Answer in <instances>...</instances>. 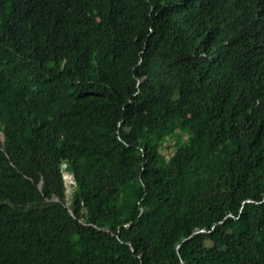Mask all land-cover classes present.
Returning <instances> with one entry per match:
<instances>
[{"label": "trees", "instance_id": "16d2710c", "mask_svg": "<svg viewBox=\"0 0 264 264\" xmlns=\"http://www.w3.org/2000/svg\"><path fill=\"white\" fill-rule=\"evenodd\" d=\"M0 264H264V0H0Z\"/></svg>", "mask_w": 264, "mask_h": 264}, {"label": "rangeland", "instance_id": "374dc122", "mask_svg": "<svg viewBox=\"0 0 264 264\" xmlns=\"http://www.w3.org/2000/svg\"><path fill=\"white\" fill-rule=\"evenodd\" d=\"M66 176H68V178ZM63 177H64V181H65V183L67 185V192L70 193V191H71L70 184L73 183V179H72V177L69 175V173L67 171H63Z\"/></svg>", "mask_w": 264, "mask_h": 264}, {"label": "bare ground", "instance_id": "6f19581e", "mask_svg": "<svg viewBox=\"0 0 264 264\" xmlns=\"http://www.w3.org/2000/svg\"><path fill=\"white\" fill-rule=\"evenodd\" d=\"M66 173V172H65ZM70 175V174H69ZM68 178V176H66ZM68 181V180H67Z\"/></svg>", "mask_w": 264, "mask_h": 264}]
</instances>
